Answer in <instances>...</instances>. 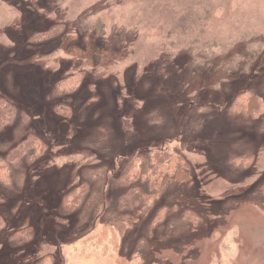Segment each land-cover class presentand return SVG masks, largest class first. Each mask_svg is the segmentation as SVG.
<instances>
[{
    "label": "rangeland",
    "instance_id": "obj_1",
    "mask_svg": "<svg viewBox=\"0 0 264 264\" xmlns=\"http://www.w3.org/2000/svg\"><path fill=\"white\" fill-rule=\"evenodd\" d=\"M0 63V97L15 106L0 161L28 136L48 146L0 183V264H264V0H0ZM80 73L75 92L56 91ZM243 91L253 98L232 116ZM158 149L190 168L142 214L117 182ZM104 210L124 218L114 232Z\"/></svg>",
    "mask_w": 264,
    "mask_h": 264
},
{
    "label": "trees",
    "instance_id": "obj_2",
    "mask_svg": "<svg viewBox=\"0 0 264 264\" xmlns=\"http://www.w3.org/2000/svg\"><path fill=\"white\" fill-rule=\"evenodd\" d=\"M31 1L43 3L46 0ZM95 30L98 31L96 26ZM62 31L63 26L61 25L51 26L50 29L35 33L30 38V41L44 42L57 36ZM83 77L84 73H80L77 75L58 79L56 81V91L60 94H69L75 92L79 87H81ZM251 98L253 97L249 91H243L237 94L228 107V113L232 116L245 115ZM204 109L206 108L203 107L200 110ZM55 111L66 118L70 117L71 115L69 109L65 107H56ZM14 116V104L7 99L0 97V127L11 123L14 119ZM100 143L104 144V140L100 141L98 139L91 145L94 149L100 150L98 148ZM47 148L48 146L43 139L36 136H28L11 150V152L6 157V161H0V183L5 185H8L10 183V165H17L23 158H26L28 162L34 161L45 154ZM233 162L235 165L242 164L241 161L237 159H235ZM249 162L246 163V165H243L247 166ZM189 168L190 165L188 161L177 151L171 149L151 150L145 152L144 155L133 156L127 163L125 168H123V170L121 171L122 175L121 177H119L117 183L121 189L126 191V195L128 198L127 200L132 202L130 207H132L133 209L135 207H138L136 210L139 213L146 214L152 209L153 205L160 197L161 192L168 188L171 181H173L180 172H187ZM99 174V172L94 173L93 180L99 179ZM86 185L88 184L81 183L74 188L73 193L65 200L64 206L66 209L72 210L73 208L77 207L81 198L88 192V188ZM93 198L89 200L90 203ZM1 201L2 200L0 198V203ZM98 202V205L100 206L102 204V199H100ZM104 205H106V203H104ZM164 212L165 211L163 209L160 211V214L163 215ZM102 217H107V219L105 220V223H102L101 225L107 229H111L113 232V228L115 229L114 221H124L123 217L121 218L120 216L114 215L110 216L105 213V210L102 213ZM184 219L193 224H197L199 221V218H197L192 212L189 211L184 214ZM3 226L4 223L0 219V229L3 228ZM27 234L28 229L23 228L14 232L11 238L14 241H18L22 238L26 239ZM52 260V257L47 256L42 261H40L39 264H52Z\"/></svg>",
    "mask_w": 264,
    "mask_h": 264
}]
</instances>
